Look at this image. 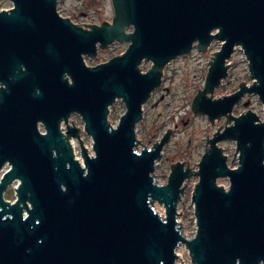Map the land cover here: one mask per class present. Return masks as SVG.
Instances as JSON below:
<instances>
[{
	"label": "water",
	"instance_id": "obj_1",
	"mask_svg": "<svg viewBox=\"0 0 264 264\" xmlns=\"http://www.w3.org/2000/svg\"><path fill=\"white\" fill-rule=\"evenodd\" d=\"M11 1L0 9V171L9 165L0 180V264H177L182 243L193 264H264V117L233 113L246 93L264 105V0H112V20L82 24L60 13L59 0ZM117 39L128 42L125 52L86 62ZM214 39L222 44L191 108L226 123L207 138L197 169L177 160L161 183L155 170L170 130L152 146L140 142L144 105L168 63ZM237 46L254 80L214 97ZM143 61H152L147 70ZM118 99L126 108L114 124ZM72 113L92 152L68 123ZM225 139L236 140L235 166ZM192 175L197 229L189 238L178 206ZM14 181L12 202L4 190Z\"/></svg>",
	"mask_w": 264,
	"mask_h": 264
},
{
	"label": "rangeland",
	"instance_id": "obj_2",
	"mask_svg": "<svg viewBox=\"0 0 264 264\" xmlns=\"http://www.w3.org/2000/svg\"><path fill=\"white\" fill-rule=\"evenodd\" d=\"M12 5L11 0H0V9L10 8ZM58 9L61 14L70 17L77 24L85 22L101 23L104 20H112L114 15L112 0H60ZM131 29L132 27H128V30ZM127 46V41L117 39L107 47L100 48L96 55L86 54L85 60L88 64L94 65L106 61L116 54L125 52ZM219 46L220 43L217 42L206 51L196 50L195 47L192 53L179 55V57L168 63L165 67L164 88H160V86L156 89L144 105V118L137 127L140 142L152 146L163 137L168 129L170 130L162 157L158 160L155 170L157 180L161 183L167 182L171 164L177 160H184L185 165L189 164L192 169H197V163L207 146V138L220 125L223 127L226 123L225 115L217 118L212 124L205 113H194L191 108L192 98L195 97L197 90L204 88L209 66L208 61L212 57L213 51ZM229 60L231 62L229 74L221 85L215 88L214 97L232 93L242 81L251 84L254 80L249 70V60L242 48L238 47ZM151 64L152 61H143L141 67L143 70H147ZM162 92H164V96L161 95ZM246 100H250L248 105L244 103ZM125 108L122 99H118L111 105L110 120L114 124L119 120ZM248 108L254 109L260 117H264V105L257 94L246 93L242 100L235 105L233 113L239 115ZM72 115L77 125L82 128L80 135L84 144L92 152V138L83 129L84 121L80 114L74 113ZM76 141L80 144L78 138ZM235 144L236 140L234 139L220 141V145L224 147V151L229 156V164L232 166L237 165L239 161L237 155L234 158ZM138 148L141 149L142 145L139 144ZM233 158L234 160H232ZM198 180L199 176L197 175H192L186 180V190L178 206L180 212L178 219L182 222L183 233L189 238L194 236L197 229L192 192ZM218 181L225 186L229 185L228 177L219 178ZM6 194L11 199L15 198V189L10 186ZM155 206L165 215L163 203L155 201ZM180 246L181 258L184 263L180 259L179 264H193L186 245L182 243Z\"/></svg>",
	"mask_w": 264,
	"mask_h": 264
},
{
	"label": "built area",
	"instance_id": "obj_3",
	"mask_svg": "<svg viewBox=\"0 0 264 264\" xmlns=\"http://www.w3.org/2000/svg\"><path fill=\"white\" fill-rule=\"evenodd\" d=\"M217 42H219L220 43V46L219 47H217L216 48V50H218L220 47H221V44H222V41H220V40H218V39H214L209 45H208V49H210L211 47H213L214 46V44H216ZM238 47H240V46H237L236 47V49L238 48ZM241 48V47H240ZM196 50H199V51H201L199 48H196ZM216 50H214L213 52H215ZM192 53V52H191ZM245 54V53H244ZM230 59V58H229ZM228 59V63L229 64H231V62H230V60ZM210 60V59H209ZM209 62V61H208ZM230 68V67H229ZM225 79V78H224ZM223 79V80H224ZM68 123L70 124V125H76V126H78L77 125V122L74 120V118H73V115H71L70 117H69V119H68ZM66 126H67V124L66 123H63V127H64V130H66ZM81 128V127H80ZM83 128H84V125H83ZM82 129V128H81ZM76 139L77 138H71V140H72V143H73V146H74V149H75V152H76V155L77 156H79L80 154H78V153H80L79 152V148H80V145L77 143V141H76ZM7 168H8V166L7 165H5L4 166V168L1 170V172H5L6 170H7ZM184 195V194H183ZM183 198V197H182ZM178 248H180V247H178ZM181 256V255H180ZM178 261H180V259H178Z\"/></svg>",
	"mask_w": 264,
	"mask_h": 264
},
{
	"label": "flooded vegetation",
	"instance_id": "obj_4",
	"mask_svg": "<svg viewBox=\"0 0 264 264\" xmlns=\"http://www.w3.org/2000/svg\"><path fill=\"white\" fill-rule=\"evenodd\" d=\"M59 1H60V0H59ZM85 13H86V12H85ZM109 20H111V19H109ZM193 48H194V46H193ZM164 76H165V75H164ZM164 76H163V77H164ZM163 81H164V78H163ZM160 88H164V83H162V85H161ZM161 95L164 96V92H162ZM72 114H74V113H72ZM76 114H78V113H76ZM7 166L9 167V165H7ZM3 174H4V172H1V171H0V180H1L2 177H3ZM15 183H16L15 186H17L18 181H14L13 183L9 184L8 187L4 190V197H5L6 199H8V200H11L12 202L15 201V198H16V197H15V198L13 197V199H11V198L7 197L6 192H7L8 188H9L10 186H12V187L15 189V186H14Z\"/></svg>",
	"mask_w": 264,
	"mask_h": 264
},
{
	"label": "bare ground",
	"instance_id": "obj_5",
	"mask_svg": "<svg viewBox=\"0 0 264 264\" xmlns=\"http://www.w3.org/2000/svg\"><path fill=\"white\" fill-rule=\"evenodd\" d=\"M158 163V162H157ZM183 197V196H182ZM182 200V199H181ZM164 215V214H163ZM186 235V234H185ZM181 245V244H180ZM180 248H181V246H179ZM180 248H178L177 249V251H178V253L181 255V249ZM180 263V261H177V264H179Z\"/></svg>",
	"mask_w": 264,
	"mask_h": 264
}]
</instances>
